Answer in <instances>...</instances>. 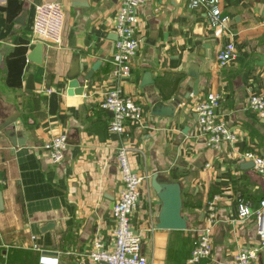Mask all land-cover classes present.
Instances as JSON below:
<instances>
[{"label":"crops","instance_id":"0c3cea01","mask_svg":"<svg viewBox=\"0 0 264 264\" xmlns=\"http://www.w3.org/2000/svg\"><path fill=\"white\" fill-rule=\"evenodd\" d=\"M120 1L0 0V122L17 112L15 139L25 141L15 146L0 130V264H92L84 255L96 237L111 249L120 145L128 149L131 169L147 177L131 226L151 264H187L193 230L204 222L215 195L220 199L213 252L199 264H236L241 249L261 246L255 217L239 220L237 200L255 207L264 198V179L242 167L244 152L264 156V119L248 107L251 95H264V0H219L229 19L221 28L211 27L206 10L189 9L188 0H148L136 11L141 44L130 74L116 81L108 59L117 40ZM45 2L59 3L65 22L60 46L44 44L37 65L28 56L37 45L31 39L35 9ZM229 42L237 54L222 67L216 56ZM75 56L83 93L68 95ZM194 63L197 97L179 105L174 117L153 116L154 107L188 80ZM145 72L152 84L143 85ZM30 75L33 90L26 88ZM115 86L143 111V123L128 124L123 136L109 131L111 112L100 108ZM209 95L218 98L217 113L234 142L211 147L201 135L194 107ZM58 135L67 137L68 147L54 164L43 145ZM154 173L181 184L188 229L155 228L160 203L150 188ZM259 263L264 264V248Z\"/></svg>","mask_w":264,"mask_h":264},{"label":"built area","instance_id":"2783aa9c","mask_svg":"<svg viewBox=\"0 0 264 264\" xmlns=\"http://www.w3.org/2000/svg\"><path fill=\"white\" fill-rule=\"evenodd\" d=\"M148 0H121L116 16L117 40L114 51L108 59L111 65L110 77L119 81L128 77L131 70V60L135 56L141 39L137 35V9ZM219 0H188L187 7L191 10H206L207 19L213 28L224 27L228 23V16L221 13ZM65 16L62 6L57 2H45L35 9L32 26V42L42 43L48 47H59L62 39ZM237 54L233 42L227 43L217 54L216 60L222 67L232 62ZM220 102L217 97L209 95L194 107L198 119L199 131L205 135L208 146L214 147L221 142L232 143L237 138L229 131L225 122L217 113ZM249 109L255 111L264 119V95L253 94L248 100ZM100 108L112 113L109 131L117 136H123L128 124L141 125L143 111L132 97L124 94L120 86L112 88L105 96ZM209 136V137H208ZM68 147L67 137L58 135L52 137L43 145L52 163L57 164L64 159ZM245 161L253 162V170L264 179V156L256 152L246 151L242 154ZM116 162L121 176V188L113 206L115 225L112 231L113 245L106 249L100 238L92 240L90 249L85 253L92 264H151L142 254V239L131 226V214L139 203L141 186L146 176L133 171L129 164L128 149L120 145L116 149ZM1 168V167H0ZM219 195L209 199L206 205V216L202 225L193 230L194 240L189 252L187 264H199L209 259L213 252V232L218 223L217 203ZM255 217L257 235L261 246L243 248L236 257V264H261L259 254L264 248V198L257 206L250 201L239 198L237 200V217L246 220ZM75 264H83L77 261Z\"/></svg>","mask_w":264,"mask_h":264},{"label":"water","instance_id":"95a60500","mask_svg":"<svg viewBox=\"0 0 264 264\" xmlns=\"http://www.w3.org/2000/svg\"><path fill=\"white\" fill-rule=\"evenodd\" d=\"M44 44L37 43L34 50L28 56V60L41 65L43 60ZM1 61V55H0ZM98 65V63L96 64ZM92 67V70L95 69ZM92 70L84 76V80L87 81L92 76ZM188 80H183L180 83V89L174 97L167 100L165 103L157 104L153 111V116L161 117H174L176 110L184 101L190 96L197 97L199 90V74L198 64L194 63L189 67L187 72ZM80 68L79 58L75 56L74 63L72 64L71 70L67 76L68 79V95H81L83 93L82 85L79 82ZM150 72L143 74V85L152 84ZM26 88L33 90V76L30 75L27 80ZM183 90L185 93H183ZM112 115V113H111ZM18 113L13 112L6 116L0 122V130H5V134L11 139V143L15 146H22L25 144L23 139H15V129L17 126ZM243 168H253V162L247 161L243 164ZM150 188L152 189L155 197L159 201L160 205L157 213L154 217V224L156 229L161 230H186L188 229L187 220L182 215L183 209V198H182V187L178 182H171L167 178L158 173H154L150 178ZM152 198L150 199L151 202ZM2 204V196L0 192V205Z\"/></svg>","mask_w":264,"mask_h":264}]
</instances>
